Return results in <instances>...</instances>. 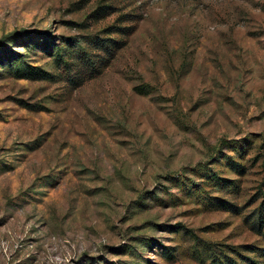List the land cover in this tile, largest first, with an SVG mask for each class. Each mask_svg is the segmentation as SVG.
Here are the masks:
<instances>
[{"label":"rangeland","instance_id":"1","mask_svg":"<svg viewBox=\"0 0 264 264\" xmlns=\"http://www.w3.org/2000/svg\"><path fill=\"white\" fill-rule=\"evenodd\" d=\"M262 255L264 0H0V264Z\"/></svg>","mask_w":264,"mask_h":264},{"label":"trees","instance_id":"2","mask_svg":"<svg viewBox=\"0 0 264 264\" xmlns=\"http://www.w3.org/2000/svg\"><path fill=\"white\" fill-rule=\"evenodd\" d=\"M231 166L234 167V168H236L237 170H238L239 167H240L239 164L234 163L233 161H232V163H231ZM216 176H217V175L214 174V175H212L211 178H215ZM227 206H229V204H227V203H225V202L223 203V205H221V207H223V208H229V207H227ZM230 206H231V205H230ZM258 221H259L260 224L263 223V213H259ZM262 256L264 257V255H262Z\"/></svg>","mask_w":264,"mask_h":264}]
</instances>
